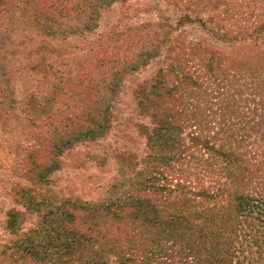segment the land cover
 <instances>
[{"label":"trees","instance_id":"trees-1","mask_svg":"<svg viewBox=\"0 0 264 264\" xmlns=\"http://www.w3.org/2000/svg\"><path fill=\"white\" fill-rule=\"evenodd\" d=\"M165 2L186 8L175 26L143 25L129 35L128 46L141 51L154 44L157 48L159 42L165 47L159 74L138 89L137 103L151 126L144 178L125 199L60 202L48 211L42 240L28 236L3 246L0 254L11 249L7 259L16 262L17 255L19 264H112L107 255H113L119 264H264V0ZM31 5L44 8L36 13L46 23L86 21L92 15L91 0H35ZM210 12L207 18L200 16ZM185 22L256 54L243 53L230 67L204 40L171 35ZM119 53L100 54L118 65ZM141 56L132 51L130 62ZM104 67L101 62L100 68L83 73L95 106L78 123L79 131L72 128L71 133L102 130L111 88L107 73L115 74ZM171 72L167 85L161 79ZM181 129L189 130L187 142L177 132ZM41 155L36 151L26 161L29 169L38 164L42 171L51 168Z\"/></svg>","mask_w":264,"mask_h":264},{"label":"rangeland","instance_id":"rangeland-1","mask_svg":"<svg viewBox=\"0 0 264 264\" xmlns=\"http://www.w3.org/2000/svg\"><path fill=\"white\" fill-rule=\"evenodd\" d=\"M2 1L0 252L5 245L12 247L28 236L42 240L49 228L48 211L60 202L125 199L131 186L144 178L149 153L146 136L151 126L147 112L137 103L138 89L159 74L165 63V47L159 42L157 48L154 44L141 51L136 45L128 46L129 35L143 25L175 26L180 12L186 10L165 0H91L90 20L60 24L44 22L36 13L44 8H30L35 0ZM211 13L200 16L207 18ZM178 34L180 40H204L230 67L243 53L246 57L256 54L239 50L237 43L213 38L195 22H185L171 35ZM105 50L107 54L110 50L120 52L118 65L102 57ZM132 51H140L142 56L130 62ZM142 60L145 63L141 64ZM101 62L106 64L104 71L115 72L107 73L106 84L111 88L107 90L109 103L103 106L102 130L93 135L71 133L72 128L79 131L78 123L95 106L92 95H87L88 79L83 73L100 68ZM171 76L172 72L166 74L162 82L170 85ZM66 124L69 129L63 127ZM59 130L64 133L56 134ZM177 132L188 141V129ZM36 151L43 154L42 160H50L49 170L42 171L41 164L29 169L26 161ZM11 219L14 226H9ZM10 253V248L3 250L0 264L22 263L17 255L16 262L7 259ZM107 258L119 264L113 255Z\"/></svg>","mask_w":264,"mask_h":264}]
</instances>
